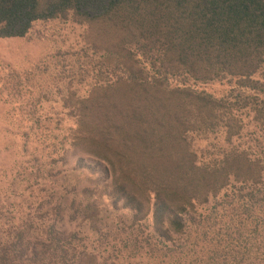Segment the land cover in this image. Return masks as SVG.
<instances>
[{"label":"trees","instance_id":"trees-1","mask_svg":"<svg viewBox=\"0 0 264 264\" xmlns=\"http://www.w3.org/2000/svg\"><path fill=\"white\" fill-rule=\"evenodd\" d=\"M70 15L98 93L0 197V264H264V0H0V38ZM224 81L231 99L200 88ZM106 196L132 217H102Z\"/></svg>","mask_w":264,"mask_h":264},{"label":"rangeland","instance_id":"rangeland-1","mask_svg":"<svg viewBox=\"0 0 264 264\" xmlns=\"http://www.w3.org/2000/svg\"><path fill=\"white\" fill-rule=\"evenodd\" d=\"M92 32L87 23L70 15L68 19L36 22L22 38H0L2 203L4 196L13 190L11 183L25 179L22 175L24 168L30 171L34 164L51 160L47 158L48 151L42 148L49 145L54 137L59 150L62 147L69 148L72 133L70 128H75L76 122L68 111L81 107L83 100L92 93H98L96 83L100 75L101 58L100 54L89 50ZM235 86V83L224 81L202 85L200 88L217 99H231L230 94ZM69 96H74V100H69ZM37 120L47 127L40 137L29 129L36 125ZM56 126L52 133L49 127ZM25 132L29 133V137H26ZM64 137H67L66 141H63ZM63 142L66 146H63ZM218 143H224L227 149L230 146L225 143V135L221 134L218 137L211 135L203 140L194 138L193 146L199 153H203L213 150V145ZM55 157L58 158V155ZM66 161L67 167H71L75 165L76 159L70 155ZM62 163L56 165L55 174L58 170H64ZM25 188H18V192ZM31 191L32 189L25 191L26 197ZM72 194L70 193V198ZM103 203L102 217H132L128 211H115L111 198L107 196ZM65 213V217H69L67 209ZM3 217H6L4 213Z\"/></svg>","mask_w":264,"mask_h":264}]
</instances>
